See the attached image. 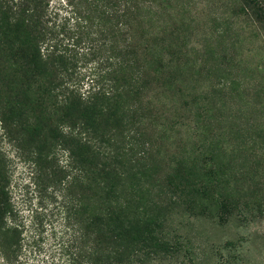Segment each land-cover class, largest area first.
<instances>
[{
    "label": "trees",
    "instance_id": "obj_1",
    "mask_svg": "<svg viewBox=\"0 0 264 264\" xmlns=\"http://www.w3.org/2000/svg\"><path fill=\"white\" fill-rule=\"evenodd\" d=\"M147 1L0 0V93L13 98L0 120L16 142L36 150L31 184L40 197L24 217L0 152V264H160L183 252L160 203L141 189L148 173L135 161L141 99L171 72L160 48L144 39ZM245 1L262 25L259 0ZM214 150L176 168L166 197L224 225L254 205L225 193V165L216 164ZM59 152L67 155L64 167ZM58 196L57 214L48 205ZM238 243L221 248L233 253L226 264H252Z\"/></svg>",
    "mask_w": 264,
    "mask_h": 264
},
{
    "label": "rangeland",
    "instance_id": "obj_2",
    "mask_svg": "<svg viewBox=\"0 0 264 264\" xmlns=\"http://www.w3.org/2000/svg\"><path fill=\"white\" fill-rule=\"evenodd\" d=\"M147 2L144 39L160 48L174 73L166 72L162 84L141 99L139 119L145 125L135 161L148 173L141 189L160 203L169 237L184 246L160 264H226L233 253L221 248L230 240L239 242L252 264H264V23H257L245 0ZM259 2L264 9V0ZM169 76L175 77L172 84ZM10 101L0 93V114ZM214 149L220 154L216 164L225 165L230 189L225 193L254 205L224 225L194 216L175 197L171 202L166 197L168 176L185 162L211 157ZM35 151L8 135L0 120V152L8 161L13 201L27 219L40 204L31 184ZM57 160L67 165L64 152ZM54 200L44 203L58 214L62 200ZM249 236L252 242L245 241Z\"/></svg>",
    "mask_w": 264,
    "mask_h": 264
}]
</instances>
